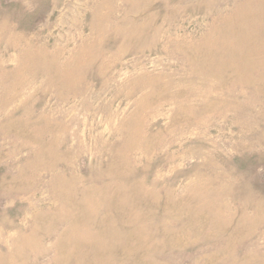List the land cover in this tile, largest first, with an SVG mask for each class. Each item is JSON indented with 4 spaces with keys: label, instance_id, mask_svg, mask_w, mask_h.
<instances>
[{
    "label": "rangeland",
    "instance_id": "rangeland-1",
    "mask_svg": "<svg viewBox=\"0 0 264 264\" xmlns=\"http://www.w3.org/2000/svg\"><path fill=\"white\" fill-rule=\"evenodd\" d=\"M0 264H264V0H0Z\"/></svg>",
    "mask_w": 264,
    "mask_h": 264
}]
</instances>
